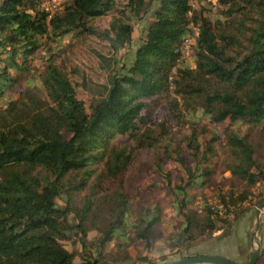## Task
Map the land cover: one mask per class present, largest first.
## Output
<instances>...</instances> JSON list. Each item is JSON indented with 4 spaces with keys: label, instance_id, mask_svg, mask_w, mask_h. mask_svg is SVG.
<instances>
[{
    "label": "trees",
    "instance_id": "trees-1",
    "mask_svg": "<svg viewBox=\"0 0 264 264\" xmlns=\"http://www.w3.org/2000/svg\"><path fill=\"white\" fill-rule=\"evenodd\" d=\"M40 2L0 0V264H107L103 249L112 237L122 240L123 256L114 262L123 263L129 232L145 242L159 237V210L153 205L136 215L122 187L132 153L119 141H159L146 111L160 97L169 98L177 122L199 126L184 138L190 160L176 155L185 182L172 185L166 174L163 188L181 218L178 243L191 246L232 226L247 210L250 189L264 182V163L247 134L225 127L222 140L215 132L201 143L208 129L198 123L264 122V0H217L220 16L214 18L203 3L197 10L194 0H66L50 17ZM114 15L104 27L105 35L114 33L113 47L127 46L131 20L141 27L139 44L110 72L106 93L89 110L53 52L44 54L42 71L31 69L45 43L50 51L80 34H97L89 21ZM189 34L193 65L182 59ZM219 140L228 188L218 189L215 203L193 207L190 188L205 190L214 174L199 164L216 155ZM79 192L82 204L72 206ZM62 193L67 202L60 207ZM259 195L257 204L264 190ZM66 229H75L80 251L65 248ZM91 230L98 237L90 243Z\"/></svg>",
    "mask_w": 264,
    "mask_h": 264
},
{
    "label": "rangeland",
    "instance_id": "rangeland-1",
    "mask_svg": "<svg viewBox=\"0 0 264 264\" xmlns=\"http://www.w3.org/2000/svg\"><path fill=\"white\" fill-rule=\"evenodd\" d=\"M119 1L121 2V0ZM201 3L205 5L206 9L210 10L212 15L208 14L209 16L213 18L220 16L218 14L220 6L217 0L197 1V10H199ZM114 17L115 15L92 19L89 24L98 29L97 34H80L79 37L69 43H64L61 48L55 47L53 44V49L48 51V43H45L36 51L35 56L29 63L31 69L38 72L42 71L45 66L44 54L53 52L56 62L65 66L71 80L76 83L77 96L84 101L89 110L91 102L106 93L110 72L119 67L121 58L126 54L128 55L127 59H129V55L133 56L139 44L138 39L141 27L137 21L131 20L133 32L130 41L126 44L127 46L117 49L113 47L110 39L114 37V33L110 32L105 35L104 30L107 28L104 27H109ZM189 56L190 52L188 55H182V59L184 62L186 61V63L193 65V60ZM154 99H156L155 102L151 104L146 112L152 120L150 127L154 129L153 133H157L159 141L153 146H142L135 138L121 137L119 142L131 149L132 155L131 162L120 179L124 191L129 194V202L136 215L146 207L153 205L159 210L160 219L156 225L155 232H160V235L157 239L145 242L132 238L133 234L129 232L131 240L125 249L129 258L123 263L114 262L116 255L123 256V250L118 246L122 243V240L112 237L103 249L104 260L107 264H169L185 256L202 255L215 250H219L231 257L238 254L249 243L253 248L252 233L256 227L255 210L258 205L256 201L261 197L259 194L262 191L259 183L250 189L249 201L244 204L247 210L233 222L232 226L224 231L215 232L211 237L201 238L191 246L178 243L176 236L181 225V218L172 195L163 194V188L166 185V174H169L172 185L185 182L184 173L177 162L176 155L179 151L185 159L190 160V155L184 145V138L193 129L199 130V126L194 122H190L189 118L188 121L182 119L177 122L169 110V98L160 97ZM161 121L164 122L163 128L159 126ZM198 124L205 125L208 129L206 134L199 136L201 143L213 137L215 132H218L220 140H222L225 127L235 128L241 134H247L255 144L256 158L261 163H264V122L257 125L243 122H235L229 125L226 122L222 125L212 126L209 123L207 124L205 120H201ZM165 129L169 131V135L166 137L162 136L163 130L166 131ZM220 140L213 144L216 155H208L209 163L206 161V163L202 162L199 164L201 167L208 165L213 169L214 174L211 176L208 188L205 190L195 187L190 188L189 191L194 196L193 207L201 205L203 200L215 203L218 189L228 188L227 179L224 180L222 178L228 177L229 172H223L226 152ZM83 197V192L74 194L70 198L71 205L80 206ZM66 202L67 197L64 193L56 199V205L60 207L65 206ZM262 215L260 216L258 229L264 227V214ZM70 217L71 221H75L73 215ZM261 217H263V222H261ZM258 229H256L255 239L257 238L259 242H264V239L257 234ZM128 231H131V229H128ZM64 232L67 235L66 238L62 239L65 248L80 251L81 244L75 235V229L71 231L66 229ZM97 237L98 233L95 230L88 232L87 239L90 243L96 240ZM187 264L215 263L190 262Z\"/></svg>",
    "mask_w": 264,
    "mask_h": 264
},
{
    "label": "water",
    "instance_id": "water-1",
    "mask_svg": "<svg viewBox=\"0 0 264 264\" xmlns=\"http://www.w3.org/2000/svg\"><path fill=\"white\" fill-rule=\"evenodd\" d=\"M263 209H264V201L259 203L255 210L256 229L260 223V214ZM255 234H256V230L253 231L252 233L253 249L249 252L248 260L246 262L233 261L220 255H194V256H185L169 264H187L190 262H210L215 264H255L261 252L260 243L255 239Z\"/></svg>",
    "mask_w": 264,
    "mask_h": 264
},
{
    "label": "crops",
    "instance_id": "crops-1",
    "mask_svg": "<svg viewBox=\"0 0 264 264\" xmlns=\"http://www.w3.org/2000/svg\"><path fill=\"white\" fill-rule=\"evenodd\" d=\"M263 210H262L260 216H263L262 215V214H264V211ZM261 222H263V217H261ZM257 229H258V227H257ZM255 230H256V227H255ZM257 234H259V236L264 239V227H260V229H258V231H257ZM256 240H257V238H256ZM259 243L261 245L260 246L261 247V252H260V255H259L258 259L256 260V263L255 264H264V242H259ZM245 246L246 247H243L242 250H240V252H238V254L233 255L231 257L225 255L223 252H220L219 250H215L213 252H209V253L202 254V255H220V256L227 257L228 259L233 260V261L246 262L248 260L249 252L253 248L251 247L252 245H250V243L249 244H246Z\"/></svg>",
    "mask_w": 264,
    "mask_h": 264
},
{
    "label": "built area",
    "instance_id": "built-area-1",
    "mask_svg": "<svg viewBox=\"0 0 264 264\" xmlns=\"http://www.w3.org/2000/svg\"><path fill=\"white\" fill-rule=\"evenodd\" d=\"M64 1L66 0H41L39 7L40 9L47 11L48 17H50L55 11L58 10V8L59 9L62 8ZM195 3L196 0H194V5ZM189 14H191V12H189ZM193 41H194V37L192 34H189L184 38L183 49H182L183 55H188ZM259 185L261 186V189L264 190V182L259 183Z\"/></svg>",
    "mask_w": 264,
    "mask_h": 264
}]
</instances>
